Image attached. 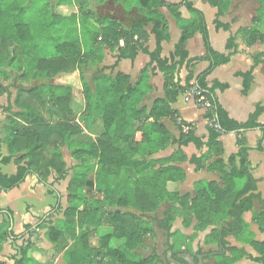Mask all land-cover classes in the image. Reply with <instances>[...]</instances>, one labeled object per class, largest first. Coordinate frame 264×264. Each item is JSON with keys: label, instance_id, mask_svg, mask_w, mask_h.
I'll use <instances>...</instances> for the list:
<instances>
[{"label": "trees", "instance_id": "1", "mask_svg": "<svg viewBox=\"0 0 264 264\" xmlns=\"http://www.w3.org/2000/svg\"><path fill=\"white\" fill-rule=\"evenodd\" d=\"M132 1L139 0H121L123 6L129 5ZM146 1L143 16L134 19L130 28L121 27L116 20H109L102 27L101 40L98 42L110 47L116 46L120 58L133 60L140 50L149 52L145 41L141 40L146 34L143 26L148 19L154 20L156 45L155 49L149 52L148 65L155 63L163 73L165 97L156 99L149 112L141 107L145 86L148 85L147 66L142 69L134 83L129 76L118 74L103 88L93 90L87 86L84 89L86 98L84 112L99 111L103 132L96 140H79V133L82 132L80 127L61 117L64 109L67 108L65 111H69V93L57 94L56 88L43 84L20 89L14 100L18 110L9 116L10 128L6 138L8 155L0 159V163L7 164L16 157V172L10 175L0 172V190L19 186L31 174L38 175L42 182H47L46 177L52 171L55 172V181L66 178L68 169L62 159L60 146L67 145L71 149L72 157L77 161L68 184L69 207L62 226L53 225L48 228L49 234L57 237L56 240L65 235L66 242L68 238L73 241L74 246L65 254L67 264H75L79 258L85 264H156L160 259L158 255L136 259L134 253L142 244L144 237L154 233V228L145 221V217L149 213H155L164 201H172L173 205L164 213L162 219H157V222L168 238L173 237L171 228L176 217L185 212L191 213L192 217L184 216V220L186 225H191L195 220L193 227L195 231H204L218 221L221 222L219 229H212L207 235V241L219 243L222 249L220 252H208L204 259L215 255L218 259L217 264H233L244 258L264 264V240L256 241L251 238L248 241L257 256L237 247L230 248L229 254L225 252L226 238L230 235L243 234L245 230L246 223L242 215L251 210L256 201L264 204L260 193L257 192V180L253 177L249 164L250 147L245 136L248 130L259 129L262 136L258 140L257 149H263L264 123L258 121L263 107L256 105L247 120L239 122L229 116L216 96V89L224 90L227 85L219 82L209 85L206 80L216 66L228 63L237 53L238 37L246 47H249L261 41L264 34L255 25L239 28L228 38L226 52H218L211 45L203 11L196 7L194 0H182L190 17L183 20L179 11L181 4H167L172 17L180 22V36L169 57H162V41L168 40L170 34L158 7L164 6L166 2ZM204 1L218 9L216 27L230 30V25L221 23L219 18L227 12L231 0ZM1 2L2 0H0V69L9 62L17 61L20 52L25 57H30L32 49L25 44L30 42L24 35L27 24L13 22ZM258 2L259 8L254 22L264 21V0ZM46 4L49 6L47 10L53 15L55 8L54 10L50 8L49 1ZM14 27L21 32L19 36L14 34ZM196 33L202 35L206 53L202 56L189 57L187 46ZM121 41L123 45H120ZM38 46L34 42V47ZM56 50L61 55L58 58L36 59L33 68L37 69L41 77L49 78L62 72H69L81 60H85L87 55L81 54L79 43L75 41L58 43ZM203 60L209 61V65L196 74L195 64ZM25 61L22 78L30 74L28 69L31 67L27 66L28 60ZM256 64L257 60L248 71L240 74L243 78L244 93L249 89ZM182 69L186 70L184 78L181 77ZM193 87L203 95L201 101H198L200 95H194V101L206 110L204 114L208 132L206 142L196 135L194 123L175 117L176 112L172 107L180 95H185L186 91ZM165 117L173 118L177 122L178 137L171 135L160 122L161 118ZM150 119L153 121L149 122ZM135 121L139 122L137 127L133 125ZM137 130L142 132L140 140L135 139ZM230 132H236L238 135V151L228 158L226 165L222 160L223 147L219 137ZM190 142L199 150L206 147V152L199 156L186 157L181 147ZM171 143H176L178 149L170 157L152 158L158 150ZM50 145L54 148H48ZM49 153L51 154L48 156ZM209 154L213 158L208 169L217 171L220 184L208 181L195 187L193 197L189 195L181 197L168 190L169 181L179 182L185 178L184 170L174 165L177 160H187L199 169L204 167ZM96 166L100 168L95 178L94 190V180H90L87 174L95 171ZM92 193H100L102 198L86 197ZM5 213L6 217L0 220V249L6 240L13 237V232L9 229L12 212L6 209ZM254 220L264 231V211L255 214ZM104 223L111 226V232L100 236L98 247L90 246L88 244L90 237L95 229ZM31 228L30 225H26V232L19 238H24ZM113 239H121L123 244L113 247L111 245ZM30 246V241L25 240L19 247L20 257L15 259V264H27L30 259L28 255ZM175 246V242L168 246L172 259L179 264H189L184 258L188 250L177 249ZM78 247H81L80 256ZM194 260L197 264L198 259L195 257Z\"/></svg>", "mask_w": 264, "mask_h": 264}, {"label": "crops", "instance_id": "2", "mask_svg": "<svg viewBox=\"0 0 264 264\" xmlns=\"http://www.w3.org/2000/svg\"><path fill=\"white\" fill-rule=\"evenodd\" d=\"M48 1L50 8L52 10L55 8L53 15L70 18L74 23L79 21L82 28L90 22L88 19H92L91 21L94 22L93 25H96V30L89 33L88 40L82 34L75 36L68 35L64 39V41L78 42L81 54H87L85 55V60H81L82 62L80 61L69 72H62L54 77L48 78L41 77L34 67V77L30 73L25 78H22L21 75L25 70L26 58L21 52L18 55L17 61L9 62L8 65L0 69V159L8 155L6 138L10 128L9 116L18 110L14 105V100L20 89L43 84L56 88L57 94L64 95L69 93V111H65L67 108L64 109L61 117H63V120L67 118L70 123H75L80 127L82 132L79 133V140H96L103 132V124L99 111L84 112L86 108L84 89L87 86L93 90L103 88L115 79L118 74L129 76L131 82L134 83L138 79L142 69L147 66L148 85L146 84L145 86V95L140 104L141 107L145 108L146 112H149L156 99L165 97V78L163 73L155 63L148 65L150 63L149 52H152L156 45V38L153 32L154 20L148 19V22L143 26L146 34H144L141 40L145 41L149 52L140 50L133 60L130 58H120L116 46L110 47L105 43L98 42L101 40V29L109 20L118 21L123 28H130L134 19L136 20L143 16L145 12L144 7L147 3L146 0L132 1L129 2V5L124 6L121 0ZM164 1L166 4L158 7V11L164 17L170 37L168 40L162 41L163 50L161 56L169 57L180 36V22L172 17L167 8V4H181L179 11L184 21L190 15L186 7L182 4V0ZM194 2L196 7L201 9L205 15L211 45L218 52H226L228 38L239 28H249L255 25L264 34V21L254 22L259 8L258 0H231L227 12L219 18L221 23L230 25V30L216 27L215 21L218 13L216 7L211 6L204 0H194ZM57 9H60L59 11L63 14L58 13ZM236 42L238 43L237 53L232 56L228 63L216 66L206 77V80L209 85H212L214 82L227 85L224 90L216 89V96L219 103L231 118L239 122H244L255 110L256 105L259 104L263 107V111L258 121L264 123V38L249 47L244 45L240 37L236 39ZM120 45H123V41L120 42ZM38 48L34 47V61L37 58H47L45 56H35ZM187 50L189 57L202 56L206 53L203 38L200 33L194 34L187 46ZM60 56L57 53L56 56L47 59H55ZM256 60L257 64L253 72V79L249 89L244 93L243 78L240 74L248 71ZM18 62L17 67H12L14 63ZM208 65L209 61L206 60L197 62L194 67L195 73L201 72ZM185 75L186 70L182 69L181 77L184 78ZM172 107L176 112L175 117L178 116L184 121L194 123L196 135L202 137V140L206 142L208 132L206 129L207 119L204 117L205 108L196 105L192 99L187 102L185 95H180L172 104ZM54 118L56 119L57 117ZM152 121V119L149 120V122ZM160 122L171 135L178 137L179 129L177 122L173 118H161ZM133 125L137 127L139 122L135 121ZM184 128L186 129V127ZM245 136L250 147L248 160L253 177L257 180V192L260 193L261 199L264 201V138L262 143L263 149L258 150L257 143L262 136V132L259 129L248 130ZM141 137L142 132L137 130L135 139L140 140ZM237 139L238 135L236 132L223 133L219 137L223 147L222 160L226 165H228V158L238 151ZM60 147L62 159L68 169L66 178L55 181V172L52 171L46 177L47 182H42L38 175L31 174L19 186L9 190H0V220L6 217L5 211L9 209L12 212L11 218L13 221V237L6 240L0 249V262L2 264H15V259L20 257L19 247L25 240L31 243L28 251L30 259L27 261V264H67L65 254L74 246L73 241L68 238L66 242L64 239L66 237L65 235L60 240H56L57 237L50 235L48 232L49 226H62V223H64L66 210L69 207L68 184L74 172L73 167L77 164V161L72 157L71 149L67 145ZM48 148L53 149L54 146L50 145ZM177 149L178 145L176 143L167 144L164 148L158 150L152 158L166 159L176 152ZM181 150L189 158L192 155H201L203 152H206L207 148L204 147L202 150H199L194 143L190 142L186 146L181 147ZM212 158L213 156L209 154L204 162V167L199 169H196L195 165L187 160H177L174 165H178L184 170L185 178L179 182L169 181L167 183L168 190L172 193H177L181 197L186 195L193 197L195 195V187L201 186L208 181H216L220 184V176L217 171L212 168L208 169ZM15 159L16 157L7 164L0 163V172L7 175L15 173L17 165ZM99 168L96 166L95 171L92 170L87 174L88 178H90V174L93 175L94 190H96L95 178ZM228 169L229 166L226 167V170ZM86 197L89 199H101L102 194L92 193L87 194ZM172 205V201H164L155 213H149L145 217V221L154 228V233L144 237L142 244L135 250L134 256L140 255L138 258H147L155 254L160 257L156 264H179L172 259L171 252L168 251L169 244L175 242L177 249L188 250L184 258L189 264H191L189 257L195 258L198 251H200L199 254H203V263L207 264L204 262L206 260L204 259L205 254L210 251L214 253L220 252L222 249L219 243L207 241V235L210 234L212 229H219L221 222L218 221L217 224L209 226L204 231H195L193 229L195 220L191 225H186L184 220V216L190 218L192 214L185 212L177 216L173 222L171 228L173 237L170 239L160 229L157 219H162L164 213ZM261 211H264V204L256 201L253 208L242 215L248 232L228 236L225 246L226 254H229L230 248L237 247L245 249L253 256L258 255L249 245L248 241L251 238L256 241L264 240V231L260 229L259 224L254 220V215ZM26 225L32 227L31 231L24 238H19L26 232ZM108 227H110L109 230H107ZM111 229L110 225L105 223L101 224L95 229L88 244L92 247H98L100 244V236L104 233L111 232ZM195 236L197 237L193 238ZM121 241L123 244V240ZM187 245H190V247L188 248ZM78 250L80 256L81 247H78ZM209 258L213 259L211 264H217L218 259L215 258V255ZM75 264H85V262L79 258ZM233 264L261 263L244 258Z\"/></svg>", "mask_w": 264, "mask_h": 264}, {"label": "rangeland", "instance_id": "3", "mask_svg": "<svg viewBox=\"0 0 264 264\" xmlns=\"http://www.w3.org/2000/svg\"><path fill=\"white\" fill-rule=\"evenodd\" d=\"M48 0H2L1 4L3 5L5 12H8V15L12 17V21L15 23H24L27 24V30L24 31V35H26L30 42H26V46L31 47L29 56L25 57L28 60V65L31 68L30 70L31 76L34 77V42L39 45L37 53L35 56H45L47 58H51L52 56H56V45L58 43H62L64 39L69 36H75L77 34L81 35L88 40L89 33L96 30V25H93L92 19L88 22L87 25L80 26L79 21L74 23L70 18H64L62 16L52 15L49 10L48 4H46ZM64 2L66 0H63ZM57 9L58 13L63 14ZM15 28V27H14ZM14 34L19 36L21 32L14 29ZM24 44V45H25ZM18 63H14L12 67H17ZM192 98V97H191ZM188 102V101H187ZM72 162V161H71ZM71 166V165H70ZM93 175L90 174V180H93ZM93 192V190H92ZM110 227L107 228L109 230ZM248 232L247 228L243 234ZM197 235V234H195ZM197 236L193 237L196 238ZM113 246H120L122 241L119 239H115L111 243ZM188 248L190 245H187ZM136 259L140 257V255L134 256ZM189 261L191 264H196L194 258L189 257ZM204 262L207 264H211L213 262L212 258L206 259Z\"/></svg>", "mask_w": 264, "mask_h": 264}, {"label": "built area", "instance_id": "4", "mask_svg": "<svg viewBox=\"0 0 264 264\" xmlns=\"http://www.w3.org/2000/svg\"><path fill=\"white\" fill-rule=\"evenodd\" d=\"M194 95H197V96L200 95L198 97V101H201L203 99V95H201V93L199 91H197L195 87H193L190 90L186 91V93H185V100L186 101H190L192 99L194 101ZM194 103L197 105V103L195 101H194ZM206 105H209V104L206 103Z\"/></svg>", "mask_w": 264, "mask_h": 264}, {"label": "water", "instance_id": "5", "mask_svg": "<svg viewBox=\"0 0 264 264\" xmlns=\"http://www.w3.org/2000/svg\"><path fill=\"white\" fill-rule=\"evenodd\" d=\"M12 224H13V221L11 220V225L9 227L10 230H12ZM196 257L198 259L197 264H204L203 263V254H196Z\"/></svg>", "mask_w": 264, "mask_h": 264}]
</instances>
